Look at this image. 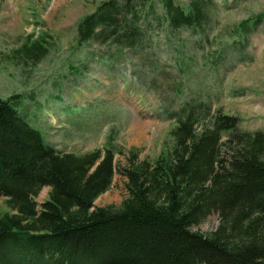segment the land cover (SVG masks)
I'll use <instances>...</instances> for the list:
<instances>
[{"label":"trees","instance_id":"16d2710c","mask_svg":"<svg viewBox=\"0 0 264 264\" xmlns=\"http://www.w3.org/2000/svg\"><path fill=\"white\" fill-rule=\"evenodd\" d=\"M211 2L190 0L183 8L161 0L158 15L150 0H107L79 20L76 42L107 49H99L101 67L130 52L139 60L129 64L138 68L156 57L163 34L180 63V32L202 31ZM262 17L242 20L234 33L243 36ZM45 40L24 46L27 58L39 59ZM219 45L217 54L225 53ZM28 97L0 99V264H264V132L240 130L236 117L213 113L208 102L184 101L167 114L171 146L154 162L140 160L137 149L126 157L111 133L101 147L69 152L26 118ZM118 154L126 165L116 167ZM116 171L125 198L95 207ZM212 213L219 216L213 232L191 230Z\"/></svg>","mask_w":264,"mask_h":264},{"label":"rangeland","instance_id":"374dc122","mask_svg":"<svg viewBox=\"0 0 264 264\" xmlns=\"http://www.w3.org/2000/svg\"><path fill=\"white\" fill-rule=\"evenodd\" d=\"M104 1L0 0V99L31 96L24 113L48 142L82 153L101 147L111 133L126 157L137 149L140 160L154 162L171 146L173 121L167 114L184 101L208 102L213 113L219 109L236 117L240 130L264 132V0H213L209 24L202 31L180 32V63L160 34L153 66L145 59L138 68L130 66V60H139L130 52L120 63L101 67L99 49H107L77 44V23ZM160 1L150 0L158 15ZM189 3L174 0L183 8ZM258 14L263 17L255 27L243 36L234 33L239 22ZM41 38H46L44 53L37 60L27 58L24 46ZM220 43L223 54H217ZM88 52H96V59ZM180 65L186 66L184 71H178ZM126 164L116 155V167ZM111 183L95 199V207L121 204L125 179L116 171ZM48 190L43 187L35 196L38 204L47 199ZM3 201L0 198V208ZM218 224L219 216L212 213L191 230L209 235Z\"/></svg>","mask_w":264,"mask_h":264}]
</instances>
